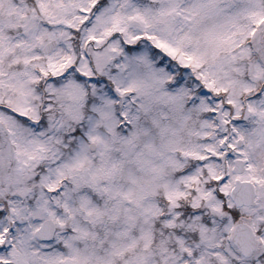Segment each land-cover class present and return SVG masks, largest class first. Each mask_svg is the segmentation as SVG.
Wrapping results in <instances>:
<instances>
[{"label":"snow or ice","instance_id":"obj_1","mask_svg":"<svg viewBox=\"0 0 264 264\" xmlns=\"http://www.w3.org/2000/svg\"><path fill=\"white\" fill-rule=\"evenodd\" d=\"M0 264H264V0H0Z\"/></svg>","mask_w":264,"mask_h":264}]
</instances>
